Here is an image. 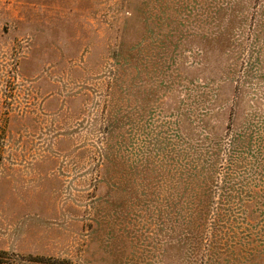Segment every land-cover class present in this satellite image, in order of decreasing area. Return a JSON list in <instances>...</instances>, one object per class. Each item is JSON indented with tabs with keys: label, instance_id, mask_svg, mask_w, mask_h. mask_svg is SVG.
<instances>
[{
	"label": "rangeland",
	"instance_id": "1",
	"mask_svg": "<svg viewBox=\"0 0 264 264\" xmlns=\"http://www.w3.org/2000/svg\"><path fill=\"white\" fill-rule=\"evenodd\" d=\"M10 264H264V0H0Z\"/></svg>",
	"mask_w": 264,
	"mask_h": 264
},
{
	"label": "trees",
	"instance_id": "2",
	"mask_svg": "<svg viewBox=\"0 0 264 264\" xmlns=\"http://www.w3.org/2000/svg\"><path fill=\"white\" fill-rule=\"evenodd\" d=\"M8 255L7 252H1L0 251V264H10L11 262H9L10 260H7V258H5Z\"/></svg>",
	"mask_w": 264,
	"mask_h": 264
}]
</instances>
